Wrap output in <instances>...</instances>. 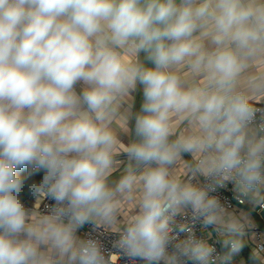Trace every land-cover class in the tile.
Instances as JSON below:
<instances>
[{"label":"clouds","instance_id":"1","mask_svg":"<svg viewBox=\"0 0 264 264\" xmlns=\"http://www.w3.org/2000/svg\"><path fill=\"white\" fill-rule=\"evenodd\" d=\"M261 54L264 0H0V264H109L100 242L77 233L115 223L116 194L138 185L139 211L113 245L118 254L145 264H228L241 239L225 240L221 256L174 225L191 210L242 236L209 194L224 181L261 202L264 136L249 133L255 109L235 90ZM183 66L202 85L186 86ZM138 86L136 140L124 151L143 170L130 169L113 189L116 102ZM174 117L196 133L171 139ZM186 153L214 184L172 175ZM25 191L52 200L51 213L29 223Z\"/></svg>","mask_w":264,"mask_h":264},{"label":"built area","instance_id":"2","mask_svg":"<svg viewBox=\"0 0 264 264\" xmlns=\"http://www.w3.org/2000/svg\"><path fill=\"white\" fill-rule=\"evenodd\" d=\"M247 102L255 109L249 125V133L257 137L264 136V102ZM195 164L196 160L182 182H191L200 186L214 184L216 178H209L194 172ZM209 194L220 201L225 220L233 218L243 226L244 234L242 236L237 237L235 234L226 232L222 225L206 226L203 220L193 217L191 210H185L183 214L178 215L174 226L186 227L198 238L214 245L217 253L221 256L227 251L223 242L239 238L245 247L238 255L232 257L228 264H264L262 262L264 259V186L260 187V197L262 198L260 203L238 192L232 181H224L223 186L217 187L214 192ZM24 201L30 214H38L42 217L49 215L54 206L52 200L43 196L33 198L28 194ZM249 224L252 225L250 228ZM125 228L112 231L99 228L93 223H86L79 232L82 234V239L91 238L103 245L109 264H145L142 259L128 258L123 254H118V249L113 247ZM179 235L180 239H184L188 233ZM217 264H221V262L218 261Z\"/></svg>","mask_w":264,"mask_h":264},{"label":"crops","instance_id":"3","mask_svg":"<svg viewBox=\"0 0 264 264\" xmlns=\"http://www.w3.org/2000/svg\"><path fill=\"white\" fill-rule=\"evenodd\" d=\"M204 43L206 47L210 46L207 39H205ZM139 59L141 61L144 60L143 53L140 54ZM177 72L181 75L186 86H198L203 83V77L193 74L187 66L177 69ZM262 77H264V54L248 61V67L238 77L235 90L245 96L247 101L264 102V88L256 87L257 82ZM141 103L142 97L139 86L136 90L130 91L116 102V112L111 127L117 137L118 144L116 151L113 153L112 170L107 177V183L113 189H115L119 180L128 174L130 169L134 170L136 175H139L143 170L142 167L137 168L135 162L130 160L124 151L125 147L136 140L132 129L135 123L134 116L139 111ZM173 125L174 135L171 137L173 140L180 135L187 136L196 133V128L187 119L174 117ZM195 160L196 158L190 153L182 154L181 158L170 168V172L173 176L183 181L191 167H193ZM140 195L141 189L139 185L131 193H117L115 197L117 203L115 223L107 225L93 222V224L99 228L112 231L124 229L128 222L138 214ZM41 218L42 216L38 214H30L29 223L38 221ZM77 235L82 239L80 232ZM53 258L56 259L55 256ZM262 262L264 263V259H262Z\"/></svg>","mask_w":264,"mask_h":264},{"label":"trees","instance_id":"4","mask_svg":"<svg viewBox=\"0 0 264 264\" xmlns=\"http://www.w3.org/2000/svg\"><path fill=\"white\" fill-rule=\"evenodd\" d=\"M36 179H37V180H39V179H40V177H36ZM27 195H28V192H27V191H25V193H24V198H25Z\"/></svg>","mask_w":264,"mask_h":264},{"label":"water","instance_id":"5","mask_svg":"<svg viewBox=\"0 0 264 264\" xmlns=\"http://www.w3.org/2000/svg\"><path fill=\"white\" fill-rule=\"evenodd\" d=\"M148 67H151V65H147Z\"/></svg>","mask_w":264,"mask_h":264}]
</instances>
